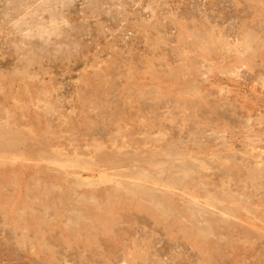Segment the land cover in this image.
<instances>
[{
	"label": "rangeland",
	"instance_id": "obj_1",
	"mask_svg": "<svg viewBox=\"0 0 264 264\" xmlns=\"http://www.w3.org/2000/svg\"><path fill=\"white\" fill-rule=\"evenodd\" d=\"M0 140V264H264V0H0Z\"/></svg>",
	"mask_w": 264,
	"mask_h": 264
},
{
	"label": "bare ground",
	"instance_id": "obj_2",
	"mask_svg": "<svg viewBox=\"0 0 264 264\" xmlns=\"http://www.w3.org/2000/svg\"><path fill=\"white\" fill-rule=\"evenodd\" d=\"M7 129V128H6ZM0 142H1V140H0Z\"/></svg>",
	"mask_w": 264,
	"mask_h": 264
}]
</instances>
